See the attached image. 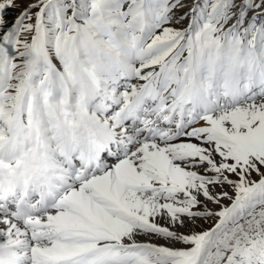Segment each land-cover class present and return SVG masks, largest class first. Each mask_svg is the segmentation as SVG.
Returning <instances> with one entry per match:
<instances>
[{
  "label": "snow or ice",
  "instance_id": "6c2138e0",
  "mask_svg": "<svg viewBox=\"0 0 264 264\" xmlns=\"http://www.w3.org/2000/svg\"><path fill=\"white\" fill-rule=\"evenodd\" d=\"M0 264H264V0H0Z\"/></svg>",
  "mask_w": 264,
  "mask_h": 264
}]
</instances>
